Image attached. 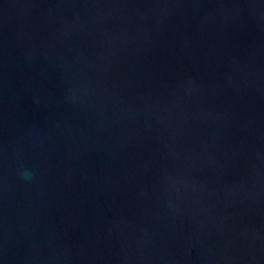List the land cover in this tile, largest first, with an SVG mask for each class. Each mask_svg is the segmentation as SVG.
Instances as JSON below:
<instances>
[{"label": "water", "instance_id": "water-1", "mask_svg": "<svg viewBox=\"0 0 264 264\" xmlns=\"http://www.w3.org/2000/svg\"><path fill=\"white\" fill-rule=\"evenodd\" d=\"M0 264H264V0H0Z\"/></svg>", "mask_w": 264, "mask_h": 264}]
</instances>
